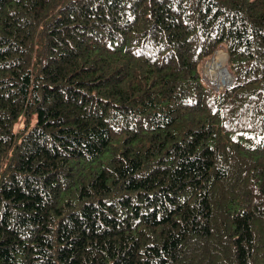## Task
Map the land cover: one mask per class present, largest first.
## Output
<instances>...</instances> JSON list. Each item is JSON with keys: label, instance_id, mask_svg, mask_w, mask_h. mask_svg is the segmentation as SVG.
Listing matches in <instances>:
<instances>
[{"label": "trees", "instance_id": "obj_1", "mask_svg": "<svg viewBox=\"0 0 264 264\" xmlns=\"http://www.w3.org/2000/svg\"><path fill=\"white\" fill-rule=\"evenodd\" d=\"M0 264H264V0H0Z\"/></svg>", "mask_w": 264, "mask_h": 264}, {"label": "rangeland", "instance_id": "obj_2", "mask_svg": "<svg viewBox=\"0 0 264 264\" xmlns=\"http://www.w3.org/2000/svg\"><path fill=\"white\" fill-rule=\"evenodd\" d=\"M211 64H218L219 68L216 70L218 71L217 74L213 72L212 65ZM223 64V65H222ZM220 70V71H219ZM200 72L202 74V78L206 83H209L215 87L216 90H222L226 88L227 86L231 85L233 79L228 71L227 68V54L224 49H219L214 52L213 56L209 58L208 60L204 61L201 64ZM228 76L231 79V82L223 83V73ZM219 74V75H218Z\"/></svg>", "mask_w": 264, "mask_h": 264}, {"label": "bare ground", "instance_id": "obj_3", "mask_svg": "<svg viewBox=\"0 0 264 264\" xmlns=\"http://www.w3.org/2000/svg\"><path fill=\"white\" fill-rule=\"evenodd\" d=\"M212 65V70H213V72L214 73H216L217 74V72L218 71H216L218 68H219V65L218 64H211ZM223 65V64H222ZM220 71V70H219ZM219 73V72H218ZM223 73V72H222ZM219 75V74H218ZM221 77H223V80H222V82L224 83L225 82V84L226 83H229V82H231V79H230V77L228 76V78L226 77V75L223 73V75H221Z\"/></svg>", "mask_w": 264, "mask_h": 264}, {"label": "water", "instance_id": "obj_4", "mask_svg": "<svg viewBox=\"0 0 264 264\" xmlns=\"http://www.w3.org/2000/svg\"><path fill=\"white\" fill-rule=\"evenodd\" d=\"M230 86V85H229ZM229 86H227V87H229Z\"/></svg>", "mask_w": 264, "mask_h": 264}]
</instances>
